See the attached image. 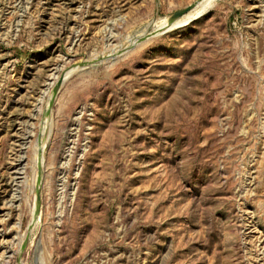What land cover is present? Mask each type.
I'll return each instance as SVG.
<instances>
[{"label": "rangeland", "instance_id": "374dc122", "mask_svg": "<svg viewBox=\"0 0 264 264\" xmlns=\"http://www.w3.org/2000/svg\"><path fill=\"white\" fill-rule=\"evenodd\" d=\"M0 264H264V0H0Z\"/></svg>", "mask_w": 264, "mask_h": 264}, {"label": "water", "instance_id": "95a60500", "mask_svg": "<svg viewBox=\"0 0 264 264\" xmlns=\"http://www.w3.org/2000/svg\"><path fill=\"white\" fill-rule=\"evenodd\" d=\"M181 13L177 14V16H179Z\"/></svg>", "mask_w": 264, "mask_h": 264}, {"label": "bare ground", "instance_id": "6f19581e", "mask_svg": "<svg viewBox=\"0 0 264 264\" xmlns=\"http://www.w3.org/2000/svg\"><path fill=\"white\" fill-rule=\"evenodd\" d=\"M62 82V81H61Z\"/></svg>", "mask_w": 264, "mask_h": 264}]
</instances>
